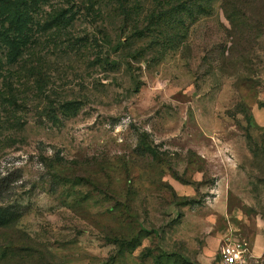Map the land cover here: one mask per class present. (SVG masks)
Instances as JSON below:
<instances>
[{"label":"rangeland","instance_id":"obj_1","mask_svg":"<svg viewBox=\"0 0 264 264\" xmlns=\"http://www.w3.org/2000/svg\"><path fill=\"white\" fill-rule=\"evenodd\" d=\"M195 1L174 48L135 31L157 0H74L62 31L43 23L67 0L32 1L0 61V264H184L264 236V0ZM234 12L261 34L222 68Z\"/></svg>","mask_w":264,"mask_h":264},{"label":"trees","instance_id":"obj_2","mask_svg":"<svg viewBox=\"0 0 264 264\" xmlns=\"http://www.w3.org/2000/svg\"><path fill=\"white\" fill-rule=\"evenodd\" d=\"M32 1L33 0H0V5L6 4L11 9L7 15H3V17L0 16L2 21H7L5 26L0 24V49L5 51L3 56L0 57V61L4 58L5 63H17L20 60L23 50L27 49L26 47L29 46L31 40L29 41L30 35L28 30H30V22H33L29 6L32 4ZM140 1L141 0H117L119 11L126 13L128 7H131V5L135 6V4L140 3ZM198 1L200 2V0ZM73 2L74 0H67L68 4H72L69 6H65L68 4H63L62 7L53 10L49 14L48 19L43 23L44 31L51 29L62 31L66 29L74 18V12L72 11L74 7ZM157 2L158 3L153 6V10L149 14L150 25L137 28L135 31L143 32L147 29L148 31L157 32L163 36L165 35L164 39L168 44L167 47H177L180 44L181 38L186 34V21L188 19L192 21L196 17V1L157 0ZM207 2H210V0ZM207 2H205L206 5ZM203 6H205V4H199V7ZM235 13L236 12L227 16L231 22V28L225 29L224 40L216 44V63L222 68L227 58H233L232 51L238 48V46H235L236 43L239 44L241 39H243L245 43H253L261 34V30L257 29L256 26L255 28L248 26L246 22H242L243 26L237 28V20L234 18ZM236 15H238V13ZM247 20L249 21V19ZM227 37H230L231 40ZM237 37L238 39L236 40L235 38ZM228 43L230 45L227 47ZM246 47L247 46H243L244 50ZM247 49L249 48L247 47ZM219 59H221L222 62L219 63ZM76 104L77 102L75 100L66 101L62 104V108L65 111H69L74 108Z\"/></svg>","mask_w":264,"mask_h":264},{"label":"built area","instance_id":"obj_3","mask_svg":"<svg viewBox=\"0 0 264 264\" xmlns=\"http://www.w3.org/2000/svg\"><path fill=\"white\" fill-rule=\"evenodd\" d=\"M254 258L249 241L236 236L226 237L215 264H254Z\"/></svg>","mask_w":264,"mask_h":264},{"label":"crops","instance_id":"obj_4","mask_svg":"<svg viewBox=\"0 0 264 264\" xmlns=\"http://www.w3.org/2000/svg\"><path fill=\"white\" fill-rule=\"evenodd\" d=\"M263 243L264 236L262 232L255 229L250 237V245L255 258L263 255ZM218 249L217 245H210L206 250H201L197 258H190V261L184 264H215Z\"/></svg>","mask_w":264,"mask_h":264}]
</instances>
